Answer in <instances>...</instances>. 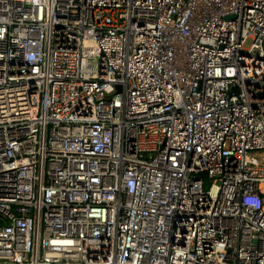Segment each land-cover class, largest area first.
<instances>
[{
	"label": "built area",
	"instance_id": "built-area-1",
	"mask_svg": "<svg viewBox=\"0 0 264 264\" xmlns=\"http://www.w3.org/2000/svg\"><path fill=\"white\" fill-rule=\"evenodd\" d=\"M263 182L264 0H0V264H264Z\"/></svg>",
	"mask_w": 264,
	"mask_h": 264
},
{
	"label": "bare ground",
	"instance_id": "bare-ground-1",
	"mask_svg": "<svg viewBox=\"0 0 264 264\" xmlns=\"http://www.w3.org/2000/svg\"><path fill=\"white\" fill-rule=\"evenodd\" d=\"M258 162H261V160H258ZM262 187L264 188V182L262 183Z\"/></svg>",
	"mask_w": 264,
	"mask_h": 264
}]
</instances>
